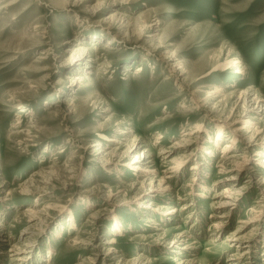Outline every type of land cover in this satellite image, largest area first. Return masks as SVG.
Returning a JSON list of instances; mask_svg holds the SVG:
<instances>
[{"label":"rangeland","instance_id":"rangeland-1","mask_svg":"<svg viewBox=\"0 0 264 264\" xmlns=\"http://www.w3.org/2000/svg\"><path fill=\"white\" fill-rule=\"evenodd\" d=\"M229 60L243 67L222 71ZM72 75L83 79L73 85ZM247 89L259 100L246 112L239 95ZM258 105L264 106V0H0V264H15L6 253L24 244L25 264H91L89 257L121 264V256L137 264L141 253L147 264L184 257L229 264L236 252V263L264 264V195L256 186L264 168L249 165L254 174L247 168L234 181L232 162L227 173L218 167L229 124L242 134L247 120L258 129L256 141L239 137L235 154L258 161ZM191 131L192 156L169 179L170 195L132 187L145 178L129 168L136 157L139 167L156 170L158 188L170 159L185 149L159 151ZM228 179L235 188L249 183L218 231L211 216L225 209L212 199ZM159 205L177 211L167 219L153 213ZM30 208L44 209L41 221L30 220ZM117 220L121 232L113 229ZM239 228L242 242L232 247L227 238ZM180 233L181 249L198 242L192 253L173 251ZM78 237L90 243L79 248ZM112 238L117 259L107 254Z\"/></svg>","mask_w":264,"mask_h":264},{"label":"bare ground","instance_id":"bare-ground-1","mask_svg":"<svg viewBox=\"0 0 264 264\" xmlns=\"http://www.w3.org/2000/svg\"><path fill=\"white\" fill-rule=\"evenodd\" d=\"M19 1V0H18ZM17 2V1H16ZM15 2V3H16ZM19 5V4H18ZM125 17H128V16H125ZM124 20V19H123ZM122 22V21H121ZM125 22V21H124ZM126 23V22H125ZM129 25V24H128ZM127 25H124V27H126ZM62 44V43H61ZM240 63L241 61L240 60H229L227 61L224 65H222L220 68L222 69V71H225V69H229V68H234V69H240L241 67H243L242 65L240 66ZM181 64V63H180ZM242 73H245V70H242L241 71ZM83 77L80 76V75H72L71 78L69 79L70 83L71 84H79L81 81H82ZM252 91L253 90H245L243 92L240 93L239 95V99L240 98H243L244 99V109L248 110V108L250 107L249 105L253 104L255 101H256V106L258 104V100H259V95H256V97L254 98H251L252 96ZM217 93H219L217 90H215L214 92H212L209 96H211L212 98H215L217 95ZM197 99V98H196ZM255 106V107H256ZM259 106V105H258ZM260 108V111L262 114H264V106H259ZM258 112V114H259ZM248 114V113H247ZM251 115V114H250ZM249 117V116H248ZM251 117V116H250ZM249 117V118H250ZM255 117V115H254ZM258 117V116H257ZM227 118V117H226ZM256 118H254L255 120ZM264 119V118H263ZM251 120V119H250ZM253 120V121H254ZM249 125H246L244 126V129L242 130L243 133L240 134L239 132L241 131L239 127L236 126V123L235 124H229L231 127L228 126V129H229V133L231 135V140L226 142L223 147V150L221 153H223V151H225V154L222 156L223 157V160L221 159V162L220 164L218 165L220 171H223L224 173L226 171H229L230 169L226 166L227 165V162H232L233 163V168L231 167L232 169V174H230L229 178L230 179H237V177H239L238 175L241 174V172L245 171V169H249L247 172H249L250 174H254L252 173L253 171L251 170L252 167H254L253 165H255L256 163H260L263 168H264V151L263 150H259L257 151L256 155L258 156V158H256V161L258 160L259 161V156L263 158L262 161H257V162H249V158L247 156H244L243 159L240 158L241 156H243V154H235L236 152V144H237V141H239V137L241 138H244L245 140H247L246 138H249L248 142H255L256 141V138H255V132H257V128H255L253 131L250 130V128H253L250 127L251 125V121L247 120V122ZM200 128L199 125L196 126V130H198ZM221 128V127H220ZM194 130V128H193ZM195 130V131H196ZM227 130V129H226ZM223 131V130H222ZM119 132V131H118ZM123 132V131H122ZM221 132V130H220ZM248 132V133H247ZM130 133V132H129ZM192 131L191 132H185L182 139L181 140H175V142L170 146V148L168 150H161L159 151L158 155H170V153H173V152H178V151H181L182 149H185V151H183V153H181V155L177 156V157H173L170 159V163L173 164L172 167H170L169 170H167L166 173H163L164 175H162V177L160 178L159 180V183H158V188H154L153 185H154V180L156 178L155 174H156V170H151L149 168V166L147 167H139L137 164L138 163H142V160L140 158H137L134 160V162L132 164L129 165V168L130 169H133L134 171H137V176L138 178L140 177L139 175V171L141 173H144L145 175V178L144 180H142V182H133L132 183V187L135 186L136 184L139 185L141 187H143V192L144 191H148V192H153L152 195L154 197H161V198H166V195L168 194L169 192V189L171 188L170 186V180L174 179L175 177L179 176L182 172H184V167H185V162L186 160L188 159V157L192 156V153L190 151V147L188 146V144L190 143L191 141V135H192ZM233 133V134H232ZM247 133V134H246ZM251 133V135H250ZM122 134V133H120ZM221 134V133H220ZM218 135V134H217ZM250 135V137H248ZM255 138V139H254ZM135 139V138H134ZM116 140V139H115ZM114 140V141H115ZM211 140V139H210ZM216 140V139H215ZM200 143V142H199ZM215 143V142H214ZM214 145V144H213ZM264 146V144L262 145ZM135 147V146H134ZM258 147V146H257ZM196 149V148H195ZM247 149V148H246ZM130 150V149H129ZM204 150V149H203ZM207 150V149H206ZM147 151V150H145ZM199 152V151H198ZM128 153V152H127ZM169 153V154H168ZM206 153L208 155H210L211 153H213V151H206ZM152 155V153L148 154L147 157H150ZM147 157L145 160H147ZM164 159H166L167 157H163ZM149 159V158H148ZM153 160V159H152ZM254 160V159H253ZM155 161V160H153ZM150 162V161H149ZM149 162H146V163H149ZM152 162V161H151ZM145 164V163H144ZM153 164V163H152ZM230 165V163H229ZM251 169H250V167ZM257 167V166H256ZM186 170V169H185ZM255 172V171H254ZM227 173V172H226ZM257 173V172H256ZM166 174V176H165ZM256 175V174H255ZM258 175V174H257ZM251 177V176H250ZM257 177V176H256ZM169 181H168V180ZM259 180H262L260 183L259 181L256 182V186L258 188H260V190L262 191L263 195H264V177L263 178H257ZM145 180H149L150 181V189H147L146 188V182ZM235 181V180H234ZM232 180H226L225 184L226 186L223 188V190L221 192H216V194L213 196V199H212V206L213 207H219V208H223V212H219V213H213L211 217H216L218 218V220H215L213 222V227H216V229H218V231H221V228H223L224 224L226 223V219L229 217L230 213L235 209V207H237L238 205V201L240 200V196L242 195L243 192H241L245 187H246V184L249 183V181L245 182V184L241 187H238V188H235L234 187V184ZM28 183V182H27ZM3 181L0 183V189L1 188H4L5 185H3ZM148 184V183H147ZM31 185V184H30ZM255 186V184H254ZM7 187V186H6ZM23 187V186H22ZM23 191L24 193H27L30 192L29 188L28 187H25L23 188ZM202 192V191H201ZM29 195V193H28ZM31 195V194H30ZM170 195V194H168ZM7 196V194H6ZM205 196V195H204ZM141 197V196H140ZM203 197V196H202ZM163 198V199H164ZM204 198V197H203ZM138 199V198H137ZM165 202V201H164ZM167 203V202H166ZM40 205V204H39ZM152 206L151 203L149 205V207ZM261 206V205H260ZM39 207V206H38ZM164 207L162 205H159L158 207H155L152 209L153 213H156L159 215V213H164L163 216L165 215H171L172 213L176 212V208H169L170 210H163ZM44 210V209H42ZM41 210V211H42ZM182 210V209H181ZM252 209L250 208L249 211H251ZM28 211V214H29V218L30 220H42V215H39V214H42V212H38L36 209L34 208H30L27 210ZM248 211V212H249ZM175 214V213H174ZM161 215V214H160ZM167 219H171V217L167 218ZM148 223H151V224H157V221L153 220V219H147ZM257 221V220H256ZM255 221V222H256ZM37 222V221H36ZM124 224V223H123ZM123 224H121L118 220L115 224V228H113L115 231L117 232H121L122 231V228H123ZM147 224V223H146ZM123 225V226H122ZM150 226V224L148 225ZM125 228V227H124ZM159 229H163V228H159ZM29 229H26L24 234L23 235H29L30 233L28 232ZM31 231V230H30ZM240 231V228L232 233L227 239L228 240H232L233 243H232V247L235 246L236 244L235 243H240L242 242L240 239L241 237H239L238 235L241 233L239 232ZM217 234V233H216ZM218 236V235H217ZM3 237V236H2ZM28 239L27 241L29 240V236H27ZM184 238H185V234L183 233H180L178 234V236L175 238V241H174V246H173V251H176L180 248V244L182 243V241H184ZM249 238V237H248ZM7 240V239H6ZM213 240V239H212ZM237 241V242H236ZM73 242L75 243L74 245L75 246H78L79 248H85V246L88 245V243H90L89 240H85V239H81L80 237L76 238L73 240ZM116 242V239L115 238H112V240H110L108 243L111 244V246H109L107 249V254L109 255L108 258H112V259H117V255L121 254V252L118 250V247L114 244ZM9 243V242H8ZM231 243V242H230ZM198 242L196 241H193L191 242V244L189 246H186L184 247L183 249L180 248V250H183L185 253H192L191 249H195L196 247L194 245H197ZM26 244H24V247H25ZM247 246V245H246ZM12 247V246H11ZM23 247V246H22ZM23 247V248H24ZM98 247V246H97ZM96 247V248H97ZM23 248H21L19 245H13V247L8 251V253H5L10 257V259L15 263V264H25L28 260H27V254L24 252ZM243 249V248H242ZM2 253V252H0ZM4 253V252H3ZM177 253V252H176ZM181 253V252H179ZM182 254V253H181ZM239 253H235L232 258V261L229 263V264H235L236 263V259L238 257ZM120 256V255H119ZM145 254L141 253L140 254V257L136 258L135 259V262L137 264H147L148 262H151V261H145V260H149L148 258H144ZM122 258V261H121V264H129V261L127 258L121 256ZM108 260V259H107ZM89 261L91 264H94L95 262V259L94 258H91L89 257ZM84 262V261H83ZM196 263V259L195 258H189V257H184L183 259H180L179 261V264H194ZM80 264V263H79ZM84 264V263H82ZM236 264H239V263H236Z\"/></svg>","mask_w":264,"mask_h":264}]
</instances>
